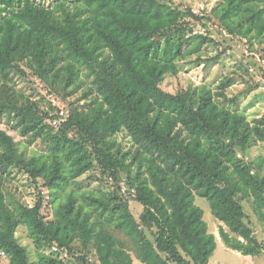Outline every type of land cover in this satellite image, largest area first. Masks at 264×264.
I'll return each mask as SVG.
<instances>
[{
	"label": "trees",
	"instance_id": "16d2710c",
	"mask_svg": "<svg viewBox=\"0 0 264 264\" xmlns=\"http://www.w3.org/2000/svg\"><path fill=\"white\" fill-rule=\"evenodd\" d=\"M46 1L0 0V91L8 93L16 76L36 77L68 101L55 125L58 111L35 100H0V120L22 136L50 135L45 151H30L0 129V249L7 252L0 264H209L218 238L197 196L223 223L227 247L264 252L244 204L264 222V149L246 158L264 144V116L250 120L238 96L227 94L238 77L263 81L264 64L242 60L215 87H163L180 61H201L214 42L195 31L198 24L215 22L260 52L264 0H220L200 12L170 0ZM11 166L33 183V204L7 197ZM132 201L142 205L138 216ZM22 225L38 261L18 239ZM54 245L61 252L44 250Z\"/></svg>",
	"mask_w": 264,
	"mask_h": 264
},
{
	"label": "rangeland",
	"instance_id": "374dc122",
	"mask_svg": "<svg viewBox=\"0 0 264 264\" xmlns=\"http://www.w3.org/2000/svg\"><path fill=\"white\" fill-rule=\"evenodd\" d=\"M53 0H47L46 4L51 5ZM177 5L191 6L196 12L205 9L210 10L212 7L219 4L220 0H170ZM195 31L204 32L213 37L214 42L206 44L202 54L201 61H197V55L189 56L186 60L180 61V73L177 76L168 77L163 87L170 92H177L187 88L190 84L198 85L207 83L212 86L220 81V79L230 74L237 69L238 64L243 60L248 62L251 58L256 59L264 64V42L259 45L260 52L250 51L249 44L233 36L225 29L219 27L215 22H208L207 26L198 24L195 26ZM219 42V44H217ZM222 52V53H221ZM218 54L220 59L217 61L207 62L206 58L214 57ZM228 96L237 95L240 110L245 111L248 118L253 120L256 117L264 116V81L259 80L256 83L248 81V76L243 78L238 77L235 83L227 91ZM9 97V98H8ZM14 100L18 103H26L28 99L35 100L41 109L48 111L50 114H56L58 108H63L68 101H63L55 95L49 93L48 88L44 83L36 77H21L16 76L11 90L8 93L0 91V100ZM13 123L6 117L0 120V129L12 134L16 140L22 143V146H28L32 149L45 151L49 142V133H31L27 136H22L18 130L12 128ZM119 140L124 142L125 146H129L130 140L125 133L118 135ZM264 149L263 143H258L257 146L247 149L246 158L254 157ZM87 179L84 180V186H88ZM95 184V183H94ZM4 188L8 198L11 196L29 204L35 201L36 190L33 183L26 174L19 171L16 167L11 166L5 173ZM125 190V189H123ZM46 201L50 196L48 189L43 190ZM196 204L204 211V219L209 225V229L214 232L218 238V246L210 257L209 264H264V252L259 255H244L239 251L227 247L221 240L219 234V226L223 224L219 221L211 210L210 202L207 198L197 196ZM245 208L250 216V220L254 226L255 234L259 239L264 238V222H261L258 216L253 212L247 203ZM131 207L133 212L138 216L142 211V205L132 201ZM54 207H50V218L53 217ZM123 240L129 242V238L122 233L116 232ZM17 236L21 244L28 250L30 260L38 261L39 252H37L34 240L30 236L27 226L22 225L17 231ZM51 254L50 248L44 249ZM67 264H76L73 259H67ZM137 264H140L136 260Z\"/></svg>",
	"mask_w": 264,
	"mask_h": 264
},
{
	"label": "built area",
	"instance_id": "2783aa9c",
	"mask_svg": "<svg viewBox=\"0 0 264 264\" xmlns=\"http://www.w3.org/2000/svg\"><path fill=\"white\" fill-rule=\"evenodd\" d=\"M250 71H252L254 68H253V66H251L250 68ZM264 81V80H263ZM63 120H65V110H59L58 111V118H55L54 120H53V123L55 124V125H57L58 124V122H60V121H63ZM59 252H61V249L59 248V246L58 245H54L52 248H51V253H53V254H58ZM65 255H66V253H64ZM5 258H7V252L5 251V250H1L0 249V260H3V259H5Z\"/></svg>",
	"mask_w": 264,
	"mask_h": 264
}]
</instances>
